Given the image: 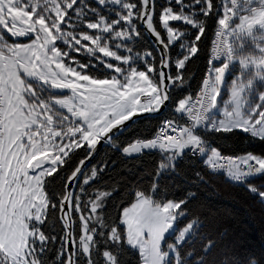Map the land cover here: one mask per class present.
<instances>
[{
    "label": "snow or ice",
    "instance_id": "6c2138e0",
    "mask_svg": "<svg viewBox=\"0 0 264 264\" xmlns=\"http://www.w3.org/2000/svg\"><path fill=\"white\" fill-rule=\"evenodd\" d=\"M213 17L200 92L179 99L177 115L165 118L153 138L137 137L122 148L126 156L159 150L151 190L136 189L130 207L107 212L113 192L85 187L104 169L93 166L89 174L83 166L101 142L119 149L129 125L167 107L172 91L186 84L187 65ZM145 32L155 37L152 48L136 52ZM71 52L90 59L82 63ZM233 64L239 75L226 84ZM257 82L264 87V0H0V264H126V252L138 253V264H260L227 249L210 257L217 245L211 238L203 243L205 237L199 252H182L198 219L169 242L187 198L166 199L160 191L161 176L190 155L247 184L264 203V185L251 183L264 177V155L223 156L208 142L209 134L237 132L264 140V91ZM224 88L229 98L221 101ZM64 89L71 95L52 94ZM250 94L255 99L247 105ZM78 149L85 153L79 166L59 189L50 187ZM57 211L59 238L46 231Z\"/></svg>",
    "mask_w": 264,
    "mask_h": 264
},
{
    "label": "trees",
    "instance_id": "16d2710c",
    "mask_svg": "<svg viewBox=\"0 0 264 264\" xmlns=\"http://www.w3.org/2000/svg\"><path fill=\"white\" fill-rule=\"evenodd\" d=\"M215 2V0H214ZM158 3V1H157ZM158 19V17H157ZM175 24L176 22H171ZM215 28V17L209 22L206 35L199 42L200 51L194 57L186 69V84L182 88L174 89L171 99L165 111L157 118L148 119L147 116L139 118L138 122L129 125V130L119 138V149L104 145L93 158L87 170L95 166L103 168L99 173L100 178L85 186L89 192L97 188L109 190L113 195L106 202V211L117 213L123 207L129 206L135 200L134 190H151V182L156 174L160 161L159 150H144L140 154L126 156L122 148L134 142L137 137L147 139L153 136L163 116L172 115V108L176 102L188 95H193L201 84L207 67L210 41ZM166 40V35L161 29ZM63 47V46H62ZM136 52H143L152 48L146 36H142L135 44ZM82 63L90 59L82 54L76 55ZM101 67V65L99 66ZM96 75H100L95 69H90ZM175 69H173V72ZM208 140L217 149L227 152L245 155L248 152L264 155V140H252L243 133L209 134ZM84 150L78 149L71 159L65 158L66 163L58 169L55 181L50 187L59 189L61 178L70 175L80 159L84 157ZM199 173V176L197 175ZM203 177V179H201ZM52 180L51 177L48 178ZM66 183V179L63 181ZM251 183L264 185V177L251 179ZM160 191L165 193L166 199L181 200L187 198L183 205L186 215L181 218L177 228L182 227L190 220L198 219V228L195 234L189 236L181 246L182 252L190 249L200 251L201 239L211 238L216 242L217 248L210 253V257L216 256L218 249H227L236 254L237 258L245 259L255 257L264 264V203L258 197L248 191V186L233 184L224 178L212 174L195 157L187 156L176 162L175 171L168 172L160 178ZM189 193H194L189 197ZM119 206V209L117 208ZM78 234V217H74ZM52 220V217H49ZM51 235L61 236L63 227L58 218V211L54 223H50L46 229ZM53 249L57 245H52ZM55 252H49V258L54 257ZM122 258L126 264H138V253L126 252Z\"/></svg>",
    "mask_w": 264,
    "mask_h": 264
},
{
    "label": "rangeland",
    "instance_id": "374dc122",
    "mask_svg": "<svg viewBox=\"0 0 264 264\" xmlns=\"http://www.w3.org/2000/svg\"><path fill=\"white\" fill-rule=\"evenodd\" d=\"M158 1V3H160L161 2V0H157ZM166 35V34H165ZM167 38V37H166ZM13 39H15L17 42H19V43H28L29 41L27 40V38H25V37H20V38H11V37H9V41L11 42ZM61 47L63 46V47H66V46H64L61 42H57ZM85 43H87V42H85ZM245 44H246V46H250L249 44H248V41H245ZM77 55V53H75V52H71L70 53V56H73V57H75L77 60H79V58L76 56ZM100 54L99 53H97V56H99ZM85 56V55H84ZM87 57V56H86ZM105 59H109V58H105ZM94 63L96 62V61H93ZM109 62H111V63H117L116 61H109ZM66 63H71V61H68V60H66ZM218 65H219V62H218ZM73 66H75V65H73ZM103 66L101 65V67L100 68H102ZM141 67H142V65H141ZM237 75H239V66H238V64H233L232 65V67L230 68V72H229V75L226 77V84H230L231 83V80H232V78L234 77V76H237ZM202 83V82H201ZM257 88L259 89V90H262V91H264V87H261L260 86V82H257ZM49 93L48 92H45L44 93V95L45 96H47ZM52 94L53 95H62V96H67V95H71V92H70V90H67V89H64V90H52ZM229 98V93H228V90H227V88H224V90H223V95H222V97L220 98L221 99V101H223V100H227ZM254 99H255V96H254V94H250L249 95V97H248V99L246 100V104L247 105H250L253 101H254ZM212 115H214V116H218L219 115V111L217 110V111H214L213 112V114ZM90 171H91V169H89L88 170V172H89V174H90ZM82 180H83V176H82V178H81V182H82ZM133 202H135V200L133 201ZM132 204V203H131ZM131 204L129 205V206H127V207H130L131 206ZM193 220H190L189 222H187L185 225H183L182 227H180V228H177V232L176 233H174V234H172V235H169L168 236V241L169 242H174V240H175V236L176 235H178V231L179 230H182L183 229V227H185V226H187V224L188 223H190V222H192Z\"/></svg>",
    "mask_w": 264,
    "mask_h": 264
},
{
    "label": "built area",
    "instance_id": "2783aa9c",
    "mask_svg": "<svg viewBox=\"0 0 264 264\" xmlns=\"http://www.w3.org/2000/svg\"><path fill=\"white\" fill-rule=\"evenodd\" d=\"M215 29V28H214ZM214 33V32H213ZM209 59H210V55H209ZM208 59V60H209ZM203 87V85H202V83L198 86V88L196 89V91L194 92V94L192 95V97H195L199 92H200V90H201V88ZM175 108V107H174ZM174 108H172V112L174 113V114H172V115H166V116H163L162 117V119L160 120V122H159V124H158V126H157V128H156V131H155V133L157 132V131H159V126L161 125V123L163 122V120L165 119V118H172V117H174V116H176L177 114L174 112ZM213 113H211V115H212ZM186 119V118H185ZM182 123L184 122L183 120L181 121ZM155 133H154V135L152 136V137H150V138H147V139H151V138H153L154 136H155ZM208 142H209V144L212 146V147H214V148H216L215 146H213V144L211 143V141H209L208 140ZM218 151H220L221 152V154L223 155V156H237V155H241V154H236V153H227V152H223V151H221V150H219V149H217ZM198 161H200L203 165H204V163H203V159L204 158H201V157H195ZM207 168V167H206ZM212 174H214V175H217V176H220V177H222V178H224L225 180H227V181H229V182H231V183H233V184H236V185H244V186H246L247 184H241V183H236V182H232V181H230L229 179H227V177L225 176V174H224V172L223 171H217V172H213V171H211L209 168H207Z\"/></svg>",
    "mask_w": 264,
    "mask_h": 264
},
{
    "label": "water",
    "instance_id": "95a60500",
    "mask_svg": "<svg viewBox=\"0 0 264 264\" xmlns=\"http://www.w3.org/2000/svg\"><path fill=\"white\" fill-rule=\"evenodd\" d=\"M141 28H142V31H143V26H141ZM144 35H145L146 38L149 40V42H150V44H151V46H152V43H151V42L155 40V37L151 36V34H150V33H147V32H145ZM169 101H170V100H169ZM169 101L167 102V106H168V104H169ZM166 108H167V107H164L159 115H161V114L165 111ZM145 116H146V115H145ZM138 119H139V118H138ZM104 145H106V144L103 143V142H101V143L97 146V149H96L95 154H94L90 159H88V160L86 161L85 165L83 166L85 169H87V168L90 166V164H91L93 158L96 156V154L98 153V151H99ZM83 158H84V157H83ZM77 166H79V162H78V164L76 165V167H77ZM76 167H75V168H76ZM75 168H74V170H75ZM74 170H73V171H74ZM81 178H82V176H81ZM66 182H67V181H66ZM59 215H60V214H59V212H58V218H59ZM59 221H60V219H59ZM60 222H61V221H60ZM61 225H62V227H63L62 222H61Z\"/></svg>",
    "mask_w": 264,
    "mask_h": 264
},
{
    "label": "bare ground",
    "instance_id": "6f19581e",
    "mask_svg": "<svg viewBox=\"0 0 264 264\" xmlns=\"http://www.w3.org/2000/svg\"><path fill=\"white\" fill-rule=\"evenodd\" d=\"M216 26V25H215ZM212 38H213V34H212V37H211V40H212ZM211 42V41H210ZM210 50H211V48L209 49V55H210ZM209 55H208V58H207V62H208V59H209ZM218 63V62H217ZM207 67H208V63H207ZM207 67H206V69H207ZM205 75H206V72H205V74H204V78H205ZM203 78V79H204ZM203 81V80H202Z\"/></svg>",
    "mask_w": 264,
    "mask_h": 264
}]
</instances>
